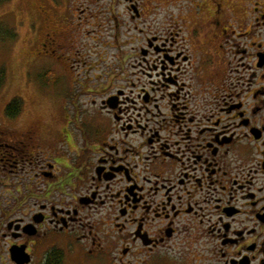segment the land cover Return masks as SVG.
<instances>
[{"label":"flooded vegetation","instance_id":"flooded-vegetation-1","mask_svg":"<svg viewBox=\"0 0 264 264\" xmlns=\"http://www.w3.org/2000/svg\"><path fill=\"white\" fill-rule=\"evenodd\" d=\"M53 1L54 122L0 99V264H264V0Z\"/></svg>","mask_w":264,"mask_h":264},{"label":"rangeland","instance_id":"rangeland-1","mask_svg":"<svg viewBox=\"0 0 264 264\" xmlns=\"http://www.w3.org/2000/svg\"><path fill=\"white\" fill-rule=\"evenodd\" d=\"M56 6L54 1L50 5L46 0H40V3L38 0H8L0 4L1 92L4 89L0 99L7 101L13 97H22L26 101L25 110L40 115L45 124L54 122L61 106L59 90H66L65 82L59 74L45 75L50 69L49 56L45 53L36 54L41 48L45 22L54 20L58 23L63 20L62 15L54 12ZM91 29L77 43L79 55H90L94 61L107 60L115 55L109 28L95 25ZM63 31L68 33L66 28ZM98 64V69L104 70L107 66L106 63ZM58 70L63 69L60 67ZM82 83L83 79L80 78L76 87L81 88ZM157 259L153 264H165V261Z\"/></svg>","mask_w":264,"mask_h":264},{"label":"trees","instance_id":"trees-1","mask_svg":"<svg viewBox=\"0 0 264 264\" xmlns=\"http://www.w3.org/2000/svg\"><path fill=\"white\" fill-rule=\"evenodd\" d=\"M8 0H0V4H4L5 2H7ZM16 105V103L15 102H13V105L12 106H15Z\"/></svg>","mask_w":264,"mask_h":264}]
</instances>
